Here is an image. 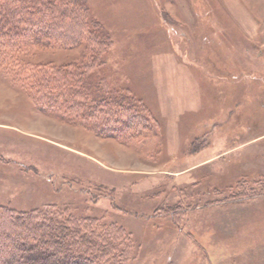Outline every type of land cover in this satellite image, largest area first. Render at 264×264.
Here are the masks:
<instances>
[{"label": "rangeland", "instance_id": "rangeland-1", "mask_svg": "<svg viewBox=\"0 0 264 264\" xmlns=\"http://www.w3.org/2000/svg\"><path fill=\"white\" fill-rule=\"evenodd\" d=\"M85 3L121 105L61 119L0 67V205L117 235L101 264H264V0Z\"/></svg>", "mask_w": 264, "mask_h": 264}, {"label": "trees", "instance_id": "trees-1", "mask_svg": "<svg viewBox=\"0 0 264 264\" xmlns=\"http://www.w3.org/2000/svg\"><path fill=\"white\" fill-rule=\"evenodd\" d=\"M88 15L85 0H0V67L13 72V82L31 93L41 109L61 119L96 118L99 100L104 108L121 105L113 91L87 73L110 43L102 25L92 29ZM82 42L79 64L24 59L38 48L65 49ZM79 68L83 72H76ZM59 219L41 210L17 213L0 205V264H101L98 254H113L118 245L117 235L98 233L90 225L82 231L81 219Z\"/></svg>", "mask_w": 264, "mask_h": 264}, {"label": "crops", "instance_id": "crops-1", "mask_svg": "<svg viewBox=\"0 0 264 264\" xmlns=\"http://www.w3.org/2000/svg\"><path fill=\"white\" fill-rule=\"evenodd\" d=\"M186 6H189V5H188V4H186ZM186 6H185V7H186ZM189 7H190V6H189Z\"/></svg>", "mask_w": 264, "mask_h": 264}]
</instances>
